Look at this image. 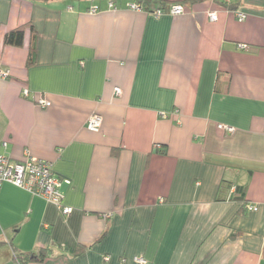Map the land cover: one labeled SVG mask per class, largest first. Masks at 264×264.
Returning a JSON list of instances; mask_svg holds the SVG:
<instances>
[{
    "label": "crops",
    "instance_id": "obj_1",
    "mask_svg": "<svg viewBox=\"0 0 264 264\" xmlns=\"http://www.w3.org/2000/svg\"><path fill=\"white\" fill-rule=\"evenodd\" d=\"M154 1L0 0V154L53 162L73 208L5 183L0 264H264V0Z\"/></svg>",
    "mask_w": 264,
    "mask_h": 264
},
{
    "label": "built area",
    "instance_id": "obj_2",
    "mask_svg": "<svg viewBox=\"0 0 264 264\" xmlns=\"http://www.w3.org/2000/svg\"><path fill=\"white\" fill-rule=\"evenodd\" d=\"M113 2L110 7H113ZM131 9H143L138 3L129 4ZM100 10L99 6H93L90 11L96 13ZM155 15L169 13L173 15L183 14L186 12V7L183 4H173L167 10L156 9L152 11ZM209 18L212 21L218 19L217 12H209ZM236 17L239 21L246 19L247 14L236 12ZM245 47V46H244ZM0 77H9V71L0 70ZM117 94H120L121 89L116 88ZM29 89L24 88L23 96H29ZM39 103L43 106L51 105L49 100L40 98ZM103 125V117L99 113H93L87 120V128L91 131H100ZM219 129L229 133L235 131V127L227 124H219ZM63 182H70L69 179L57 176L54 171L53 162L35 156H27L23 160H15L9 155L0 154V190L5 183H12L18 187L25 189L33 195L43 197L48 202L54 203L59 207L63 214L68 215L73 211L70 206L63 205V195L60 192V187ZM250 211L256 210L255 205H248ZM108 260V259H107ZM134 260L140 264H146L147 259L144 256H136Z\"/></svg>",
    "mask_w": 264,
    "mask_h": 264
},
{
    "label": "trees",
    "instance_id": "obj_3",
    "mask_svg": "<svg viewBox=\"0 0 264 264\" xmlns=\"http://www.w3.org/2000/svg\"><path fill=\"white\" fill-rule=\"evenodd\" d=\"M37 1H49V0H37ZM136 3H138L144 10L150 11L152 10V5L156 3L154 0H136ZM159 4L161 5L162 10H167L170 6L168 7L165 5L164 2L159 1ZM31 30L33 32V41L31 44L30 52H29V57H28V64L32 65L35 62L36 59V40H37V34L35 32V29L33 25H31ZM24 36H25V27L20 26L17 27L10 32H8L5 35L4 42L7 45H14V46H21L24 43ZM243 187L237 186V193L239 194V198L241 201L243 200V194L239 193L242 190ZM246 206V205H245ZM247 208V207H246ZM48 256V253L46 251H41L39 254H27L25 256L23 255H18V259L24 260V257L32 260V261H39L43 262Z\"/></svg>",
    "mask_w": 264,
    "mask_h": 264
}]
</instances>
